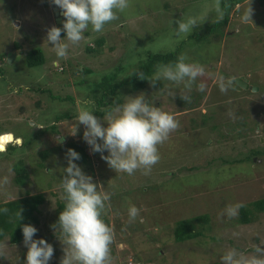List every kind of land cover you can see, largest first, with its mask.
Instances as JSON below:
<instances>
[{
  "label": "rangeland",
  "instance_id": "1",
  "mask_svg": "<svg viewBox=\"0 0 264 264\" xmlns=\"http://www.w3.org/2000/svg\"><path fill=\"white\" fill-rule=\"evenodd\" d=\"M211 1L194 0L189 3V0H129V6L121 16L141 12L143 14L137 19L139 21L129 23L123 34L107 32L108 35H105V57L98 63L95 75L85 77L87 85L99 78L98 72L115 74L117 64L126 68L116 78V82H120L129 76L132 64L138 67L146 61L147 53L164 54L177 47L178 56L184 54L187 62H198L204 67V73L194 83L208 85V97L198 108L210 115L207 118L215 117L211 123H217L216 130L227 131L232 137V141L224 144V149L209 152L205 144L211 142L214 145V134L202 128L195 129L187 124L182 115L174 114L179 125L158 145L159 161L148 174H144L142 169L128 174L113 170L100 153L90 151L89 145L82 139L83 125H78L75 135L71 134L76 117L64 119L57 124L54 122V118L64 111L68 113L75 109L77 113L82 106L80 102L89 100L90 93L85 96L86 93L76 86L78 84L75 80L86 66L96 67L91 65L92 61L87 60L84 54V49L91 45L83 42L86 35L78 46L70 49L69 56L57 58L54 49L49 47L50 44L48 46L45 39L46 30L57 25L53 8L61 10L51 0H0V54L12 51L19 57V51L13 46L15 41L28 48L38 46L45 54V62L39 69L20 73L22 78L19 79L15 74L9 75L5 77L8 82H4L2 77L22 66L18 60L13 61L17 63L12 64L15 67L8 63L5 65L4 59H0V133L6 132L0 135V142L5 146L11 141L12 138L8 139L10 132L20 139V142H16L13 138L16 145L23 143L25 138L33 139L30 137L33 130L38 136L22 153L19 146L16 151L0 152V203L6 204L25 195L44 193V203L40 206L39 214L41 223L35 226L38 229L35 236L43 237L53 245L56 261H59L56 264H60L63 256V235L59 227L53 228L52 225L57 217V199L63 196L59 193V185L64 174L62 169L67 163L68 148L83 150L86 156L81 158H84L85 163L80 160L76 163L94 181L99 182L104 191L111 194L102 213L104 221L113 228L108 264H222V255L231 247H236L246 256L253 254L257 246L264 247V211L256 214L250 210V203L264 198V154L257 155L256 151H260L262 146L256 136H264V36L258 35L260 31L264 32V25L256 22L257 18L241 21V13L248 5V0L242 1L236 6L231 24L226 26L219 41L218 58L214 57L217 54L214 50L216 43L203 49V44H196L188 38L193 30L201 32L199 21L191 32L177 34L175 22L179 18L171 16L173 12H169L171 5L181 4L179 8H183V11L174 10L176 14L182 12L181 19L208 13L204 21L215 20L218 19L217 12L209 4ZM252 2L250 7L253 11L259 10ZM260 14L264 15L262 12ZM182 40L185 43L180 46ZM123 42L126 44L123 45ZM212 59H217L216 65L212 62L207 64ZM59 67L67 70L64 80H60L55 72L52 73L54 68ZM241 74H247L249 82L256 81L253 85L258 90L232 94L243 98V101L232 106L227 102L228 97H221V85L218 83L220 79L237 78ZM158 83L162 85L160 88L147 85L145 96L158 102L156 106L162 109L173 108L169 111L178 112L180 108H174L172 103L179 105L174 102V96L184 94L181 93L183 83L165 80ZM67 94L73 102L64 101ZM124 95L132 94L121 90L118 99L123 101ZM236 108L244 111L242 122L238 121L234 113ZM193 119L197 120L199 127L198 113ZM228 121L235 125L239 123L236 126L245 135L252 128L255 133H252L251 140L246 138L244 146H241V142L237 145L236 127L232 129L226 123ZM53 123L56 124L55 132L50 129L39 132ZM60 135L64 136L62 144L56 142V137ZM233 144L234 149H229ZM252 150H255V155L251 157ZM40 151L50 157L45 160L47 169L42 172L37 171L39 166L36 163L40 159L36 152ZM21 158L28 168V178L23 187L14 183L12 170L14 163ZM133 204L140 211L135 219L130 220L128 207ZM236 204L246 210L248 223H240V208L236 215L226 214L227 207ZM202 215L207 217L208 222L203 228L198 221L193 223L195 230H201V234L176 242L173 232L177 222ZM26 251L23 239L19 244H10L8 238H5L0 244V264H22L21 257Z\"/></svg>",
  "mask_w": 264,
  "mask_h": 264
},
{
  "label": "clouds",
  "instance_id": "2",
  "mask_svg": "<svg viewBox=\"0 0 264 264\" xmlns=\"http://www.w3.org/2000/svg\"><path fill=\"white\" fill-rule=\"evenodd\" d=\"M242 1L244 0L238 4ZM51 2L61 10L62 16H58L60 22H57L55 16L56 24L61 23L64 17L61 27L53 25L46 30L45 41L48 46L51 45L50 48L54 49L57 58L69 56L70 49L80 44L89 28L93 32H101L107 22L117 19V13L129 6V0H51ZM250 4L251 0L250 2L248 0L246 9L241 13L242 22L250 20L253 12ZM180 6L181 4H173L169 9L170 13L173 12L171 16L179 18L175 22L177 34L191 32L198 21L201 24L207 17V13H204L198 17L189 16L187 19H181L182 12L174 13L176 9H183L179 8ZM216 12L217 18H222L219 0H217ZM53 15H55L54 11ZM61 32L64 33L63 37H61ZM4 54L3 59L10 64L9 66L17 65L13 62L16 60L20 63V54L19 57L12 51L4 52ZM203 73L204 67L201 64L187 62L186 56L181 54L174 63L156 65L149 81L153 85L161 80L173 83L182 82L185 89H191L193 82ZM244 80L249 86H254L246 78ZM198 87L200 91H203L205 85L200 83ZM221 90H223V85H221ZM246 90L256 92L249 88ZM180 98L185 102L190 101L188 95ZM91 103L90 100L82 101L71 134L75 135L78 125H83L82 139L89 145L91 152L101 154V158L110 168L128 174L142 169L144 174H148L152 166L160 159L158 145L168 138L171 130L178 127L175 117L162 110L160 106H154L153 102H148L143 92L136 95H124L123 102L109 106L102 117L94 114V109L90 107ZM262 137H259V143ZM11 138L12 140L7 142L4 148L0 145V152H5L10 144L21 145V143L18 145L14 143L13 138L16 142H20V139L10 132L8 139ZM56 142L62 144L64 136L56 137ZM105 152L107 155H104ZM80 159V153L75 149H67V163L62 169L64 174L60 178L59 185L65 204L55 224L52 225L53 228L54 226L59 227L63 235L64 247L60 264H108L113 228L104 221L102 213L111 199V194L104 191L103 186L94 181L93 177L85 173L76 163ZM241 206L240 204L228 206L226 214L236 215ZM0 211L7 210L0 209ZM139 211L137 206L130 205L128 207L129 219H135ZM21 213L22 209L16 213L19 220L22 219ZM21 231L23 244L27 249L24 264H49L54 254L53 245L43 237H36L38 229L31 223L22 224ZM221 261L222 264H264V247L257 246L255 252L247 256L236 247H231L222 255Z\"/></svg>",
  "mask_w": 264,
  "mask_h": 264
},
{
  "label": "trees",
  "instance_id": "3",
  "mask_svg": "<svg viewBox=\"0 0 264 264\" xmlns=\"http://www.w3.org/2000/svg\"><path fill=\"white\" fill-rule=\"evenodd\" d=\"M199 1V0H198ZM241 0H219V7L222 11V18H218L215 20H207V21H203V23L200 24L201 27V32L198 33L196 30H193L191 32V34L188 35V38L191 39L193 42H195L196 44H203V49H206L208 47H210L212 44L216 43L217 46L214 48V50L217 51L216 56L218 58L219 52H220V48H219V41L221 42V38L224 35L226 26L229 24H231V16H233L235 14V6L240 2ZM253 1V5H255L259 10L253 11V13L251 14L250 18H257L256 22H260L263 23L264 25V15H261L260 12H262L264 14V0H252ZM194 0H189V3H193ZM211 6H213V9L216 8V4H217V0H212L209 3ZM121 12V13H120ZM118 13L119 17H117V19L109 21L106 23L104 29L101 32H93V31H88L85 33V38L86 40H84L83 42H87V43H91V45H88L85 49H84V54L87 60L92 61L91 65H95L96 67L94 68H89V66H86L84 68L83 71H81L80 75L77 76V78H75L76 80V85L77 87H81L82 90H84L85 96L87 94L90 93V97L88 98L89 100H91V102L93 101V103H91V106L94 111H95V115H97L98 117H102L104 115L105 110H107L109 108V106L117 104V103H122L123 101L121 99H118L119 93L121 90H123L125 93H130L132 95H136L140 92L145 93V90L147 91V88L149 86L151 87H156V88H160L162 85L161 83H156L155 85H153L149 79L151 78V74L154 71V67H156V65H160V64H166V63H174L178 57V50L179 48H175L174 51H170L164 54H152V53H147V59L145 62H143L142 64H139L140 66H136L135 64L131 65L130 68V74L129 76H127L126 78L124 77L123 80H121L120 82H116V78L118 76V74H121V72L125 71L126 68L124 66H122L121 64H117V66L115 67V74L110 75V74H104L101 73L99 74V72L97 73L99 78L96 79V81L89 83L88 85L86 84L85 81V77L86 76H90L92 77V75L98 71L97 67H98V63L100 62V60L102 59V57H105L103 52V44L106 43V37L105 35H108V33H112V34H116V33H120L123 34V31L125 32V29L127 28L128 24L131 22H135V21H139L137 20L138 17H140L141 12H136V13H132L131 15H124L123 17L121 16L123 11H120ZM208 14V13H207ZM63 17H62V21H63ZM62 21L61 23L57 24V27H61L62 26ZM133 22V23H134ZM264 27V26H263ZM122 30V31H121ZM108 32V33H107ZM64 33L61 32V36H63ZM258 35L260 36H264V32L260 31L258 33ZM122 36H119V38H121ZM124 41V38H123ZM125 42H123V45ZM180 46H182L183 43H185L184 40H182L181 42H179ZM13 46L15 49H17L19 51V54L21 55V59H20V65L22 66V68H18L19 72L17 69H14L10 72H8V75H5L4 77H2V80L4 82H8L5 77L8 78L9 75L14 76L17 79L22 78V74L23 72H30V70L34 69H39V67H41L44 62H45V54L43 52V50L38 47V46H34L31 48H28L26 46H22L19 42H14ZM199 46V45H197ZM1 58L3 60V58L5 57V54H0ZM215 63V65L217 64V59L214 60H210L207 62L208 63ZM5 65H7V63L5 62ZM15 66V65H12ZM135 66V67H132ZM16 67V66H15ZM212 70L213 66L211 67ZM16 71V72H15ZM67 70L64 67H59V68H54V70L52 71L56 73V76L60 79V80H64V76L65 72ZM2 72V70L0 69V73ZM93 72V73H92ZM85 74V75H84ZM239 76H242L244 78H246L248 81L249 79L247 78L248 75L247 74H241ZM257 76V75H256ZM107 77V78H106ZM89 78V77H87ZM251 78V77H250ZM217 79V83H218ZM228 78L226 77L225 80H221L220 79V83H218V85H223V90H221L220 95L221 97H228L227 98V102L228 104H231L232 106L234 105V103H237L238 101H243L242 96H231L232 94H244L246 92H249V90H241L238 91L236 89H234L228 82H227ZM3 82V83H4ZM211 83H212V79H211ZM256 83V81H250V84ZM199 84L194 83L191 86V89H185V88H181L182 94L181 96L184 95H188L190 96V101L185 102L184 100H182L179 96H174V102L178 103L179 105H175L174 103H172L174 108L179 107L180 109L178 110V112H173V111H169L172 109H161L164 111H167L169 113H171L172 115H182V117H184L187 122V124H189L191 127H195V129H205V130H209L210 133L214 134V140L215 143L213 145V143L210 142V144H205V146H207V148L209 147V152L212 151H220L223 148L224 144H228L227 141H232V137L229 136V132H224V131H218L216 130L217 128V123L212 124L211 122L214 121L215 117L211 116V118H207L210 115H207L208 113H203L202 110H200V108H198V106H200L201 104H203V102L207 99V93H208V85H206L204 83L205 86H207V88H204L203 91L199 90L198 87ZM197 89V91H195ZM219 90V89H218ZM188 91V93L186 92ZM216 91V89H215ZM220 91V90H219ZM214 93V92H213ZM212 93V94H213ZM227 94H229V96H226ZM84 96V98H85ZM211 96V94L209 95V97ZM212 97V96H211ZM210 97V98H211ZM171 100H173L172 97H170ZM148 102H153V104H155V106L158 104V102H156L155 100H153L150 97H147ZM64 101L65 102H73L72 97L67 94L64 96ZM83 101V100H82ZM216 102V100H215ZM214 102V103H215ZM226 103V102H223ZM239 103V102H238ZM171 104V103H170ZM82 105V102H80V106ZM231 106V107H232ZM159 107V105L157 106ZM62 112L61 114L57 115L54 118V122H56V124L60 121H63L64 119H70V118H74L76 117V111L75 109L72 110L71 112L66 113ZM200 116V120H199V127L197 126V120L193 119L194 116ZM234 113L236 114V117L238 119L239 122H242L244 119L243 116V109L242 108H236ZM213 115V114H212ZM215 115V114H214ZM228 124L231 125L232 129L234 127H236V136H237V145H240L241 142V146L245 145L246 142V138L251 140V135L252 133H255V131L252 130L245 135L241 132V129L237 126H239V123L232 124V122L228 121L226 122ZM56 124L53 123L51 126L49 127H44V129L39 130L40 133L49 131V129L51 131L55 132L56 129ZM179 125V124H178ZM29 126V125H28ZM201 126V127H200ZM229 127V126H228ZM230 128V127H229ZM231 129V128H230ZM34 132V130H33ZM32 132L31 134V138L33 139H29V138H25V141L23 143H21L20 147V152L22 153L25 149H27L29 147L30 144L33 143V141L38 137L36 134H34ZM57 132V131H56ZM234 132V135H235ZM1 133H6V132H1ZM217 134V136H216ZM221 135V136H219ZM240 135V139L239 138ZM264 138V136H263ZM262 138V141H260V144H262L261 150L263 151H257V155H262L264 154V140ZM217 139H221V141H217ZM256 139L258 141L259 139V135L256 136ZM234 142V141H233ZM259 143V142H258ZM0 145H3V143L0 142ZM204 145V144H203ZM209 145V146H208ZM71 146V145H70ZM233 147L234 149V144L231 145L229 147V149H231ZM17 148V146L15 145H8L7 147V152L9 151H13ZM263 148V149H262ZM47 151V149H45ZM16 151V150H15ZM77 151V150H76ZM253 151V155H255V150ZM19 152V153H20ZM78 153H80V156H85V154H83V150L82 149H78L77 151ZM39 156L40 159L37 160V165L39 166L37 171L42 172L44 169H47L46 165L44 164L46 159H50V157H48L47 153H43V152H36ZM36 154V156L38 157V155ZM36 160V159H35ZM39 161V162H38ZM81 162L85 163L84 158L80 159ZM25 162L24 160L21 158L19 159L17 162L14 163V165L12 166V170L14 173V177H13V181L16 185H18L19 187H23L26 184V180L28 178V168L25 166ZM44 167V168H43ZM45 173V172H43ZM39 174V173H38ZM48 176L50 175V173L47 174ZM57 181V180H56ZM59 181V180H58ZM61 194H63L62 189L60 188L59 190ZM115 198H117V196H114ZM113 197V198H114ZM119 203L120 201L117 200ZM44 203V193H40L37 195H25L22 196L18 199L12 200L7 202L6 204H2L0 203V209H6L7 211H0V244L2 243V241L5 238H8V241L10 244H19L21 242V240L23 239L22 236V231H21V225L25 224V223H31L34 226L39 225L40 219H39V214H40V206ZM65 204V200L63 198V196L60 195V199H57V211L55 212L58 214L59 212L63 209ZM250 210H254V212L257 214V212H263L264 211V198L258 199L257 201H253L252 203H250ZM19 209H22V219L19 220V217L16 215V213L18 212ZM59 211V212H58ZM240 214H241V219H239L240 223L246 224L249 222L247 216H246V210L245 209H241L240 208ZM253 215V214H252ZM54 219V222H56L57 220ZM198 221V224L201 228H203L202 226L204 224H207V217L206 216H197L192 220L189 219H185L182 221L177 222L176 227L174 229V236H175V241L176 242H183L186 240H189L191 238H194L197 235L201 234V230H195L193 223ZM205 230L209 231L210 229H207L204 227ZM24 259H25V254H22L21 257V262L22 264H24ZM56 257L55 254H53V258L52 260L49 262V264H56L59 261H56Z\"/></svg>",
  "mask_w": 264,
  "mask_h": 264
},
{
  "label": "water",
  "instance_id": "4",
  "mask_svg": "<svg viewBox=\"0 0 264 264\" xmlns=\"http://www.w3.org/2000/svg\"><path fill=\"white\" fill-rule=\"evenodd\" d=\"M54 14L57 17V22H60V18L58 16H62L61 12L58 11L56 8H53ZM227 82L236 90H246L250 89L251 91H257L258 88L254 86H249L248 82L244 80L243 77H237L233 79L227 80Z\"/></svg>",
  "mask_w": 264,
  "mask_h": 264
},
{
  "label": "bare ground",
  "instance_id": "5",
  "mask_svg": "<svg viewBox=\"0 0 264 264\" xmlns=\"http://www.w3.org/2000/svg\"><path fill=\"white\" fill-rule=\"evenodd\" d=\"M4 148V147H3Z\"/></svg>",
  "mask_w": 264,
  "mask_h": 264
},
{
  "label": "flooded vegetation",
  "instance_id": "6",
  "mask_svg": "<svg viewBox=\"0 0 264 264\" xmlns=\"http://www.w3.org/2000/svg\"><path fill=\"white\" fill-rule=\"evenodd\" d=\"M259 163V162H258Z\"/></svg>",
  "mask_w": 264,
  "mask_h": 264
},
{
  "label": "snow or ice",
  "instance_id": "7",
  "mask_svg": "<svg viewBox=\"0 0 264 264\" xmlns=\"http://www.w3.org/2000/svg\"><path fill=\"white\" fill-rule=\"evenodd\" d=\"M7 139V138H6Z\"/></svg>",
  "mask_w": 264,
  "mask_h": 264
}]
</instances>
